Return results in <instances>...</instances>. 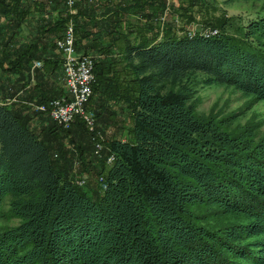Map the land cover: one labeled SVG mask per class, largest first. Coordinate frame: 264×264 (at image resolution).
<instances>
[{
    "label": "trees",
    "instance_id": "16d2710c",
    "mask_svg": "<svg viewBox=\"0 0 264 264\" xmlns=\"http://www.w3.org/2000/svg\"><path fill=\"white\" fill-rule=\"evenodd\" d=\"M14 2L0 0V14L15 17L0 31L19 30ZM46 2L34 34L2 50L0 73L23 77L40 59L23 100L63 94L60 53L43 50L71 16L76 50L93 56L84 106L94 127L79 118L62 127L7 101L14 83L0 78V204L7 197L17 218L0 230V264H264V136L248 123L229 127L230 114L197 112L183 83L200 71L264 98V12L238 34L223 20L204 36L178 33L166 0H74L73 13ZM228 213L244 220L221 221Z\"/></svg>",
    "mask_w": 264,
    "mask_h": 264
},
{
    "label": "rangeland",
    "instance_id": "374dc122",
    "mask_svg": "<svg viewBox=\"0 0 264 264\" xmlns=\"http://www.w3.org/2000/svg\"><path fill=\"white\" fill-rule=\"evenodd\" d=\"M166 2L173 4L174 8L169 6L171 17L174 16L175 18L174 27L178 33L201 31L204 36L215 34L223 20H225L224 29L227 32L238 34L246 20L264 12V0H197L192 5L188 3L189 0H166ZM14 4L17 7L29 8L25 13H22L25 17L22 18L18 28L21 35L28 33L31 37L36 28L37 18H41L43 14H48L50 3H47L46 0H15ZM63 5L65 6V3ZM167 12L169 13L168 8L162 13L164 18L170 16ZM129 17L134 24L133 26L139 27L141 25L135 15ZM7 20H9L7 16L0 14V27ZM124 28L127 29L128 27L124 26ZM8 29H4L6 32L0 31L1 41L6 37ZM9 43L5 47L1 46L0 43V52L8 49L11 46ZM204 78L202 72L194 71L188 73L183 79V83L190 87V98L193 100L197 112L212 113L216 118L230 114L232 118L227 123L229 127L248 123L253 127L254 138L264 136V98H255L252 94H245L232 85L207 82ZM123 85L124 83H119L118 89L121 90ZM128 123V120L123 121L125 127ZM123 135L125 134L123 133ZM109 161H111V157L108 158ZM0 210V230L16 223L17 218L9 212L7 197L2 199ZM224 220L241 221L244 220V217L228 213L221 218V221Z\"/></svg>",
    "mask_w": 264,
    "mask_h": 264
},
{
    "label": "built area",
    "instance_id": "2783aa9c",
    "mask_svg": "<svg viewBox=\"0 0 264 264\" xmlns=\"http://www.w3.org/2000/svg\"><path fill=\"white\" fill-rule=\"evenodd\" d=\"M63 1L67 12L73 13L74 0ZM193 32L188 31L187 33ZM54 44L61 56V83L64 92L60 96L52 97L44 102L30 103L32 109L47 112L56 123L63 126H67L71 121L79 118L89 130H92L94 127V119L85 110L84 103L90 96L91 84L94 81L93 56L89 53L76 50L71 16L68 17ZM40 65L41 61L34 59L30 66L35 67ZM99 148L100 144L95 142L94 152H97ZM106 161H108V156L106 157Z\"/></svg>",
    "mask_w": 264,
    "mask_h": 264
},
{
    "label": "crops",
    "instance_id": "0c3cea01",
    "mask_svg": "<svg viewBox=\"0 0 264 264\" xmlns=\"http://www.w3.org/2000/svg\"><path fill=\"white\" fill-rule=\"evenodd\" d=\"M23 8V10H24V12L23 13H25L26 11H27V9H29V8H26V7H22ZM51 12V14H55L56 13V11H54V12H52V10L50 11ZM24 15V14H23ZM11 17H14V15H12V13H10L9 14V16H8V18H9V21H10V19H11ZM24 17L25 16H23V19H24ZM15 18V17H14ZM40 19V18H39ZM37 20H38V18H37ZM9 31H8V33L7 34H9V44L10 45H14V47L18 44V43H20V42H22V41H26L28 38H29V34L28 33H24L23 35H21L20 34V31L19 30H15L14 32H10V29H8ZM1 34V33H0ZM28 34V35H27ZM34 34V33H33ZM32 34V35H33ZM20 37V38H19ZM1 40V39H0ZM8 50L9 51H11L12 50V48H11V46L8 48ZM45 50V51H44ZM43 50V55H50V57L49 58H53V55H52V52H57V50H56V48H50V47H45V49ZM1 52H2V50H1ZM1 52H0V55H1ZM34 60V59H33ZM32 60V61H33ZM60 60H61V56H60ZM31 60L29 61V63H28V66H29V70H28V72L27 71H25L24 72V75H23V77L22 76H18V74L17 73H8V74H2V73H0V75H1V77L0 78H3L4 80H8L10 83H14V86H12V87H14V93H13V97L12 98H10V99H7V101H9V100H12V99H14V101H20L21 99V102L23 103V104H25L27 107H29L30 106V103H28L29 101H33V100H23V98H26V97H29L28 95H30V92H29V90H30V88H31V84L34 82V73L33 74H31V71H30V64H31V62H32ZM53 64V63H52ZM56 64V63H55ZM61 67V68H60ZM35 71V70H34ZM55 71H56V76H55V78H54V80H55V82H56V85H58V86H60L61 88H62V90H63V87H62V83H61V77H62V63H61V61H60V65H58V68H55ZM6 76V77H5ZM52 76V75H51ZM27 77H29V82L28 83H26V84H24L23 86H21L20 84H19V86H18V84H17V82L18 83H22L23 82V80H25V79H27ZM6 78V79H5ZM52 78V77H51ZM15 79V80H14ZM15 81V82H14ZM16 99H18V100H16ZM28 101V102H27Z\"/></svg>",
    "mask_w": 264,
    "mask_h": 264
},
{
    "label": "bare ground",
    "instance_id": "6f19581e",
    "mask_svg": "<svg viewBox=\"0 0 264 264\" xmlns=\"http://www.w3.org/2000/svg\"><path fill=\"white\" fill-rule=\"evenodd\" d=\"M203 32H204V31H203ZM39 60H40V59H39ZM40 61H41V60H40ZM30 65H31V64H30ZM41 65H42V61H41ZM41 65H40V66H35V67L30 66V69H32V70H30V71H31V74L34 73V70H35L36 68H40ZM63 92H64V89H63ZM90 95H91V93H90ZM89 97H90V96H89ZM89 97H88V99H89ZM88 99H87V100H88ZM86 102H87V101H86ZM86 102H85V103H86ZM85 103H84V105H85ZM84 108H85V106H84ZM30 109H31V110H34V109H32V106L30 107ZM34 111H37V110H34ZM38 112L45 113V114H47V115L49 116V114H48L47 112H45V111H38ZM49 117H50V116H49ZM50 118H51V117H50ZM51 119H52V118H51ZM93 119H94V117H93ZM52 120H53V119H52ZM74 120H75V119H74ZM71 122H72V121H71ZM57 124H58V123H57ZM61 126H62V127H65V126H63V125H61ZM87 129H88V128H87ZM88 130H89V129H88ZM97 134H99V133L96 132V135H97ZM98 143L100 144V148H101V143H100V142H98ZM94 145H95V144H94ZM100 148H99V149H100ZM94 149H95V148H94ZM99 149H98V150H99ZM95 153H98V151L95 152ZM112 158H113V157H111V160H112ZM79 181H81V180H79ZM79 181H78V182H79ZM81 182H82V181H81Z\"/></svg>",
    "mask_w": 264,
    "mask_h": 264
}]
</instances>
